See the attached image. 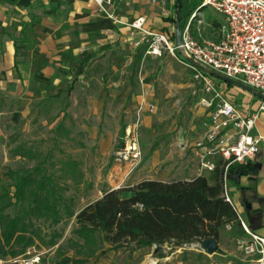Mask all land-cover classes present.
Wrapping results in <instances>:
<instances>
[{
  "label": "rangeland",
  "instance_id": "374dc122",
  "mask_svg": "<svg viewBox=\"0 0 264 264\" xmlns=\"http://www.w3.org/2000/svg\"><path fill=\"white\" fill-rule=\"evenodd\" d=\"M112 3L113 0L104 11ZM181 12L187 17V2ZM202 13L204 24L208 18L218 16L210 8H203ZM109 16L120 22L112 13ZM131 23L123 44L90 57L77 75H59L61 83L45 81L35 88L27 85L22 90H0V180L11 186V191V172L22 173L41 163L59 177L60 184L70 186L64 194L66 200H73L71 207L77 214L100 195L98 189L104 187L112 164H116L114 171L126 173L129 164L119 162L115 152L123 145L129 125L136 129L142 151V160L133 172L145 164H150L156 174L157 169L168 172L182 163H194L191 153L183 154L180 145L191 144L204 135L209 121L199 99L191 92V70L171 54L154 53L142 39V31L133 29ZM144 27L149 26L145 23ZM214 78L223 88L233 85L217 75ZM20 145L23 149L15 154ZM29 149L36 153L35 157L30 156ZM68 157L75 159L83 173L79 183L61 177V161ZM52 162H57V166ZM17 211L11 206L4 214L13 217ZM75 221V216L66 214L59 223L43 217L31 219L30 233L35 235V241L29 248L35 249L32 255H41L39 264H94L98 254L110 251L115 252L116 264H149L152 259L156 264H257L258 255L247 253L239 242L238 252L229 254L233 249L229 242L234 239L232 229L227 227L221 229L219 249L213 254L191 243H166L153 253L151 248H114L105 242L87 260L84 240L74 233ZM2 226L0 222V233ZM239 235L249 236L246 232ZM152 253L154 257L149 258ZM0 255L12 256L2 252Z\"/></svg>",
  "mask_w": 264,
  "mask_h": 264
},
{
  "label": "crops",
  "instance_id": "0c3cea01",
  "mask_svg": "<svg viewBox=\"0 0 264 264\" xmlns=\"http://www.w3.org/2000/svg\"><path fill=\"white\" fill-rule=\"evenodd\" d=\"M180 1L181 8L187 2L189 11L187 17H183L181 12L182 23L203 0H113L107 11L102 10L95 0H0V90L9 87L22 90L27 85L35 88L45 81L61 83L63 80L59 75L66 78L77 75L90 57L111 46L123 44L131 30L128 23L139 17L145 18L148 29L164 32L173 40ZM202 10V25L195 28V35L219 39L221 17L208 18L204 24ZM223 89L246 113L254 112L262 105L263 99L245 88L233 84ZM252 134L264 137V113ZM194 142L180 145L182 153L189 151ZM192 160L193 164L182 163L168 171L172 173L157 169L154 174L152 166L145 164L125 179L120 171H114L116 164H112L104 179L105 185L98 189L100 195L95 200L103 195L104 190L132 187L147 179L164 182L190 180L200 175L196 159L193 157ZM247 163L255 170L245 175L227 176L228 191L240 217L253 232L264 238V138L256 157ZM231 237L234 239L229 242L230 247L233 246L229 252L231 255L238 252L241 238L244 241L250 239V236L234 234L233 230ZM114 256L112 251L98 254L94 262L116 264Z\"/></svg>",
  "mask_w": 264,
  "mask_h": 264
},
{
  "label": "trees",
  "instance_id": "16d2710c",
  "mask_svg": "<svg viewBox=\"0 0 264 264\" xmlns=\"http://www.w3.org/2000/svg\"><path fill=\"white\" fill-rule=\"evenodd\" d=\"M19 149L23 146H18L15 154ZM28 153L35 157L32 149ZM61 164V177L71 178L75 183L83 179L75 159L68 157ZM52 165L57 166V162ZM252 170L255 169L250 163L233 164L227 176L245 175ZM10 174L14 191L0 180V222L3 223L0 252L13 257L26 253L34 243L35 235L30 233L33 217L59 223L63 214L75 216L74 233L84 240L87 260L105 242L114 248L133 245L135 249H143L154 244L181 246L197 239L218 240L221 229L228 224H232L234 234L245 232L237 210L224 197L225 169L220 164L209 176L171 182L147 179L132 187L104 190L100 198L77 214L71 207L73 200H66L64 194L70 186L60 184L59 177L49 173L41 163L22 173ZM11 206L18 208L13 217L4 214ZM5 247L10 250L5 251Z\"/></svg>",
  "mask_w": 264,
  "mask_h": 264
},
{
  "label": "built area",
  "instance_id": "2783aa9c",
  "mask_svg": "<svg viewBox=\"0 0 264 264\" xmlns=\"http://www.w3.org/2000/svg\"><path fill=\"white\" fill-rule=\"evenodd\" d=\"M95 1L103 10L111 3V0ZM203 8H210L221 17L219 39L195 35V28L201 24ZM144 25V17L131 23L133 29L142 31V39L149 43L154 53L161 55L167 51L192 71L191 92L198 97L199 105L207 110L209 125L189 151L197 161L200 175L211 174L219 164L224 167V197L233 204L228 191L227 170L230 165L247 163L259 152L264 137L255 136L252 132L264 113V100L258 110L244 112L216 83L214 75L201 67L236 79L264 94V0H203L182 22L181 44L177 43L176 37L172 40L166 33L147 29ZM150 107L154 109L153 104ZM115 155L119 162L129 164L124 179L140 164L142 151L136 129L131 125L127 126L124 143ZM238 216L244 231L250 236L248 241L239 243L247 253L258 255L259 264H264V238L253 232ZM226 227L232 229V224ZM202 240L190 243L193 247L202 248ZM159 248L154 244L151 250L154 253ZM32 250L35 251L29 248L26 253L14 257L3 258L0 255V264H39L41 255H32ZM153 253L149 258L154 257ZM152 262L157 263L153 259Z\"/></svg>",
  "mask_w": 264,
  "mask_h": 264
},
{
  "label": "water",
  "instance_id": "95a60500",
  "mask_svg": "<svg viewBox=\"0 0 264 264\" xmlns=\"http://www.w3.org/2000/svg\"><path fill=\"white\" fill-rule=\"evenodd\" d=\"M181 1L179 2V14L176 20V32H175V36H176V41L178 44H181L182 40H181V27H182V23H181ZM203 70L208 71L209 73H211L212 75H217L219 78H221L222 80L226 81L227 83H232L235 84L237 86H240L242 88H245L249 91H251L252 93H254L256 96H258L259 98L264 100V94L261 93L260 91L256 90L255 88L246 85L236 79H232L229 77H226L224 75H222L221 73L212 71V70H208L204 67H201ZM201 246L202 249L207 253V254H213L216 253L219 249V242L216 238H209V239H204L201 242ZM158 251V249H157ZM155 251V253L157 252Z\"/></svg>",
  "mask_w": 264,
  "mask_h": 264
},
{
  "label": "bare ground",
  "instance_id": "6f19581e",
  "mask_svg": "<svg viewBox=\"0 0 264 264\" xmlns=\"http://www.w3.org/2000/svg\"><path fill=\"white\" fill-rule=\"evenodd\" d=\"M151 264H154V262H151Z\"/></svg>",
  "mask_w": 264,
  "mask_h": 264
}]
</instances>
